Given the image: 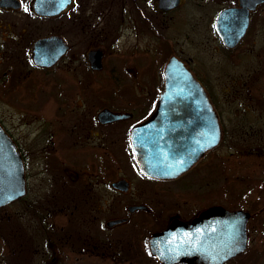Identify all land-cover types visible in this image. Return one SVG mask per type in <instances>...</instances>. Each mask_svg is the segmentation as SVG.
Here are the masks:
<instances>
[{
	"label": "flooded vegetation",
	"instance_id": "obj_1",
	"mask_svg": "<svg viewBox=\"0 0 264 264\" xmlns=\"http://www.w3.org/2000/svg\"><path fill=\"white\" fill-rule=\"evenodd\" d=\"M161 1L0 0V100L16 104L12 114L19 122L17 137L0 119V193L6 195L0 203V264H264V184L238 199L235 192H219L221 181L234 179L219 178V146L229 130L214 90L228 82L184 56L197 16L182 29L178 45L170 38L168 31L182 23L186 0L167 7ZM263 4L250 9L247 30L234 46L224 43L214 21L220 46L233 51L240 45ZM239 5L233 0L225 7ZM106 7L112 15H104ZM125 11L152 41L147 51L169 49L160 82L157 64L150 81L140 82L122 53L107 51ZM100 17H105L104 37ZM74 31L107 44L91 43L75 65L77 54L67 39ZM162 38L166 47L158 45ZM137 46L133 53L141 52ZM107 55L117 60L111 75L105 70ZM172 56L200 83L208 112L190 96L172 99L174 107L159 113L164 69ZM255 70L257 80L264 72ZM147 122L145 137H134L136 127ZM155 141L169 153L164 176L144 172L135 154L150 152L155 163ZM203 142L206 148L197 153ZM213 207L224 210L207 214ZM237 210L247 213L245 246L220 261L219 240L233 221L220 213ZM176 239L180 251L172 247ZM194 248L201 255L202 248L211 250L212 258Z\"/></svg>",
	"mask_w": 264,
	"mask_h": 264
},
{
	"label": "rangeland",
	"instance_id": "obj_2",
	"mask_svg": "<svg viewBox=\"0 0 264 264\" xmlns=\"http://www.w3.org/2000/svg\"><path fill=\"white\" fill-rule=\"evenodd\" d=\"M232 3L233 0H186V6L181 9L184 15L180 18L182 23L175 27L172 26L168 33L170 38H175L176 45H178L179 39L184 38L182 29L188 26L193 16H197L198 28L184 44V56L191 57L195 66L200 61L199 69H210L213 75L219 76L220 81L228 82L224 88L214 90L217 96L215 97L219 100L221 117L224 118L229 130L228 136L219 146V178L221 180L230 176L234 179L229 177L230 180L221 181L219 192H235L231 195L238 199L243 198L244 194H255L264 184V74L259 79H254L255 69L264 72V4L252 14L249 30L242 43L233 51H228L219 44L214 21L220 9ZM106 14L112 15V10L105 9L104 15ZM124 15L123 24L117 27L118 38L108 42L107 51H112L114 55L122 53L128 60L125 66H133L137 69V78L140 82L150 81L148 77L157 64L155 70L160 82V71L164 60L168 58L169 49L162 51L163 53H159L156 49L154 51L156 54L147 51L146 47L150 46L149 42L152 43V41H148L146 33L138 31L132 23V16L126 11ZM104 18L100 17L99 24L103 37L105 24L102 21ZM141 23L144 27L147 26L144 21ZM158 33L157 30V36H159ZM67 39L73 44L71 51L77 54L74 58L75 65L83 62V52L91 43L107 44L102 37L98 41L94 34L91 38L84 32L74 31L67 35ZM190 39L192 42L189 41ZM172 43H174L173 40ZM137 45L141 47V52L133 53V51H139ZM158 45L167 46L163 38L159 39ZM151 49H153V43ZM158 57L161 59L159 60ZM104 63L107 74L111 75L113 64H117V60H113L112 55H107ZM22 72H27L29 76L32 74V71L28 70ZM138 79L133 76V80ZM214 91H211L213 96ZM35 93L36 91L33 90L32 94ZM15 106L16 104L9 105L0 100V119L18 137L19 130L15 126L19 122H15L16 116L12 114ZM157 196L165 199L163 192H158Z\"/></svg>",
	"mask_w": 264,
	"mask_h": 264
},
{
	"label": "water",
	"instance_id": "obj_3",
	"mask_svg": "<svg viewBox=\"0 0 264 264\" xmlns=\"http://www.w3.org/2000/svg\"><path fill=\"white\" fill-rule=\"evenodd\" d=\"M262 1L264 0H239V6L225 7L219 11L218 15L215 18V27L225 44H227L228 46H234L240 40V38L245 34L249 24L250 9H254L255 6ZM176 2L177 0H162L161 4L167 7L169 5H174ZM92 66L98 68L100 66V62L98 60H96V62L92 61ZM164 72L165 87L159 96V113L166 112L167 108H169L170 106L174 107V101H172V99L185 98L190 96L197 97L198 106L204 107V111L208 112V100L200 83L195 79L192 73L183 65V63L179 59H177L175 56L170 57L166 63ZM184 105H186V103L183 102L180 106ZM148 126V122L137 126L135 129V133L138 134H134L133 136L139 138L145 137V133L143 131L148 129ZM219 138V135H216L214 141H218ZM203 143V145L198 143V149L200 150L197 153H200L204 145L206 148L207 143ZM160 144L161 143L159 141H155L153 144L155 145L157 150L155 153L157 157H155L154 159L155 163L151 158L150 152L146 153L143 150H139L135 153L141 169L144 172L155 176H164L167 174L166 167H163L162 165L163 163H165V161L170 160V158L167 157L169 153L167 151H162L157 147ZM146 146L147 148H150V145L147 144ZM5 199L6 195L4 193H0V203H2ZM217 208L224 210L222 207H213V209H210L206 212L207 214L212 215V210H215ZM227 215H230L227 218L233 221L230 223L229 228H224L225 230H223L222 237L219 240L220 261H222L226 257H229L230 255L241 251L244 248L246 241L245 224L247 219V213H243L239 210L231 213H220L221 217ZM161 234H159V236ZM181 246L182 244L179 239L172 240L173 248H176L180 251ZM202 249L201 250L204 255L199 254L198 248H194L193 251L198 252L196 254L201 255V257L205 259H211L212 251H207L206 248Z\"/></svg>",
	"mask_w": 264,
	"mask_h": 264
}]
</instances>
